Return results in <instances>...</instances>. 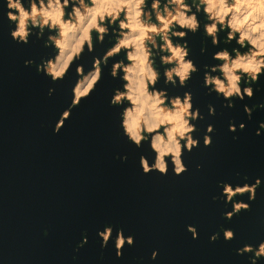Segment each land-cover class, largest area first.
Returning <instances> with one entry per match:
<instances>
[{"label": "water", "instance_id": "water-1", "mask_svg": "<svg viewBox=\"0 0 264 264\" xmlns=\"http://www.w3.org/2000/svg\"><path fill=\"white\" fill-rule=\"evenodd\" d=\"M6 13V0H0V264H251L254 254L238 255L237 249L264 241V129L260 128L264 108L259 107L264 104V75L251 84V99L234 97L230 108L222 95L209 94L204 86L205 71L221 63L213 54L224 48L231 52L238 47L235 41L225 44L226 32H221L219 45L213 46L201 12L199 31L186 37L189 58L199 71L185 87L164 83L168 66L156 57L161 73L157 88L166 89L169 97L190 92L193 110L199 108L203 119L192 122L199 145L191 152L184 150L185 173L175 175L168 157L167 175L144 174L140 157L151 163L155 153L149 142L137 148L128 140L121 127L123 106H110L114 90L124 83L110 75L115 61L127 63L123 52L102 65L95 90L72 109L59 133L54 131L71 105L79 79L77 65H83L85 73L91 70L94 57L103 56L115 43V35L110 32L100 44L93 33L95 50L85 49L65 78L53 82L37 71V65L57 53L44 46L48 30L37 39L34 29L28 44L17 43L10 35L15 23ZM27 60L34 63L26 66ZM50 88L55 89L51 96ZM209 105L215 108L214 115L209 114ZM245 105L253 109L251 118ZM230 124H235V132L229 131ZM240 124L245 125L242 130ZM208 125L214 128L212 133H207ZM205 135L212 140L207 147ZM257 178L261 185L254 201L249 194L234 197L250 204V210L227 219L232 203L222 196V184L243 186ZM189 225L196 228L198 238L193 239ZM108 226L113 234L102 247L98 233ZM120 229L134 237V244H125L117 257ZM224 229H231L235 238L226 241ZM214 234L219 236L212 241ZM85 237L87 243L81 246ZM257 264H264V257Z\"/></svg>", "mask_w": 264, "mask_h": 264}, {"label": "clouds", "instance_id": "clouds-1", "mask_svg": "<svg viewBox=\"0 0 264 264\" xmlns=\"http://www.w3.org/2000/svg\"><path fill=\"white\" fill-rule=\"evenodd\" d=\"M27 4V7L25 6ZM7 19L15 23L10 35L17 43L28 44L33 30L37 39L44 36L47 29L50 33L45 40V47H54L57 53L37 65V71L50 77L53 82L63 80L71 65L82 57L85 49L92 53L95 42L103 44L105 37L115 35V43L108 48L102 57H94L91 70L85 73L84 66L78 64L76 73L79 79L73 88L71 105L63 111L54 131L59 133L71 111L83 99L88 98L102 79V65L106 66L110 58L125 54V59L112 64L110 75L124 83L114 90L110 106L122 107L121 127L124 135L137 148L149 142L155 153L154 162L146 156L140 157L144 174L158 171L167 175L170 157L172 171L179 176L188 169L182 157L186 149L191 152L198 147L199 140L193 137L197 130L192 123L203 119L199 108L193 110L192 94L185 92L183 97H169L166 89L157 88L161 73L156 65V57L164 68L163 76L166 85L185 87L194 73L199 71L196 63L189 58L187 42L189 32L195 34L201 24L198 14L203 12L207 23L203 25L207 37L213 46L220 43L219 34L226 32L225 44L235 41L238 47L230 52L227 48L213 54V59L221 63L211 66L204 73V86L209 94L215 92L229 101L225 107H233L232 98L251 99L257 83L264 75V0H6ZM70 9V10H69ZM175 38V41H174ZM183 40L184 43L176 42ZM241 49H247L241 51ZM206 49L202 48L201 52ZM234 53V55H233ZM34 63L25 61V65ZM205 65V68H208ZM213 73H219L213 75ZM242 83L247 84L242 88ZM55 89H49V96ZM127 102V106L125 105ZM264 108V104L259 105ZM244 111L249 118L252 108L245 105ZM209 114H215V108L209 105ZM242 130L245 125L240 124ZM264 129V123L260 124ZM214 128L208 125L207 133ZM229 131L235 132V124L229 125ZM257 135L260 131L257 130ZM235 138V137H234ZM211 136H204V145L210 146ZM127 160V156L121 157ZM199 167V166H198ZM261 180L243 186L228 183L222 184V196L232 203V211L225 217L231 219L242 210H250V204L234 201V197L249 194V200L256 199L257 188ZM214 200L219 197H213ZM188 231L193 239L198 238L195 227L189 225ZM113 228L105 227L98 235L102 238V247H106L112 237ZM224 239L235 238L231 229H224ZM219 234L210 237L218 239ZM87 243L85 237L81 246ZM127 244H134V237L125 236L118 230L115 239L117 257L122 256V249ZM253 253L251 264L264 257V241L258 246L245 245L237 249L238 255ZM158 253H152L156 259Z\"/></svg>", "mask_w": 264, "mask_h": 264}]
</instances>
